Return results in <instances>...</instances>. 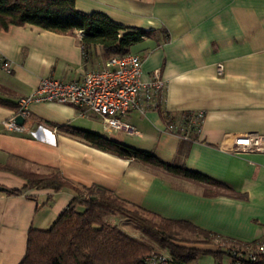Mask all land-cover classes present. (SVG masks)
<instances>
[{"label": "crops", "instance_id": "crops-1", "mask_svg": "<svg viewBox=\"0 0 264 264\" xmlns=\"http://www.w3.org/2000/svg\"><path fill=\"white\" fill-rule=\"evenodd\" d=\"M76 8L158 32L159 39H145L131 53L143 59L145 80L158 71L166 81L165 111L177 118L205 112L202 132L186 142L166 131L157 112H132L121 118L129 131L109 132L100 118L55 102L31 104L24 131H10L5 122L15 118L19 100L41 78L79 80L107 61L100 48L84 55L79 32L10 27L0 32V186L24 189L26 180L17 173L53 169L77 188L104 187L132 206L211 232L216 241L250 248L264 243V154L234 155L220 148L228 135L264 136V0H76ZM4 59L12 63L10 73ZM64 126L151 151L167 163L181 156L187 169L238 196L208 197L197 184L93 148ZM73 197L67 189L28 188L21 196L0 191V264H19L30 230L49 229ZM203 258L199 264H211ZM220 263L232 264L227 255L215 260Z\"/></svg>", "mask_w": 264, "mask_h": 264}, {"label": "trees", "instance_id": "trees-1", "mask_svg": "<svg viewBox=\"0 0 264 264\" xmlns=\"http://www.w3.org/2000/svg\"><path fill=\"white\" fill-rule=\"evenodd\" d=\"M26 25L64 35L81 32L84 55L100 48L106 60L130 54L132 47L145 39H159L158 32L118 24L102 13H83L76 8V0H0V32ZM160 114L165 123L181 120V115L177 118L167 111ZM61 129L100 151L197 184L208 197L238 196L223 183L187 169L181 156L167 163L151 151L130 147L96 132L69 126ZM17 174L26 180V186L5 188L4 192L10 196H21L28 188L55 192L67 189L74 194L49 229L30 230L26 255L19 264H146L154 253L167 254L170 264H199L202 257L212 256L220 261L227 255L216 244L217 235L189 222L165 219L132 206L104 187L77 188L53 169L43 174ZM118 215L136 222L143 237L131 235L109 222ZM185 234L201 238L193 242L208 248L188 246L185 243L190 239Z\"/></svg>", "mask_w": 264, "mask_h": 264}, {"label": "built area", "instance_id": "built-area-1", "mask_svg": "<svg viewBox=\"0 0 264 264\" xmlns=\"http://www.w3.org/2000/svg\"><path fill=\"white\" fill-rule=\"evenodd\" d=\"M80 37L81 32L78 33ZM2 67L11 72L12 63L2 61ZM222 70V66L219 67ZM167 83L160 73L154 72L148 80L143 78V59L130 53L114 56L97 70L87 72L81 79L65 81L51 77L41 78L37 88L28 96L19 100L17 116L25 119L30 116L29 107L33 103L55 102L72 105L82 115L100 118L105 128L129 131L125 118L132 112L145 115L148 112L165 111ZM206 114L203 111L184 112L180 121L165 123L166 131L191 142L202 132ZM15 118L5 122V126L14 132L24 131ZM220 148L234 155L243 153L264 154V136L250 133L246 135H228ZM218 247L227 253L232 264H264V243L254 248L234 247L217 241ZM146 264H170L168 256L154 253L146 259Z\"/></svg>", "mask_w": 264, "mask_h": 264}, {"label": "rangeland", "instance_id": "rangeland-1", "mask_svg": "<svg viewBox=\"0 0 264 264\" xmlns=\"http://www.w3.org/2000/svg\"><path fill=\"white\" fill-rule=\"evenodd\" d=\"M109 222L114 223V224H117L123 230H126L125 232H127V233H129L131 235H135L137 237L142 236V234L140 232H136L135 231V230H138V227H137L138 224L136 222L132 221L131 219H128L126 217H123V216H119L118 215L115 218L114 217L113 218H110L109 219ZM185 236H187L190 239V242L185 243L188 246H195V247H200V248H203V249L208 248V246H206L204 244H199V243L193 242V241H199L201 238H198V237H195V236H192V235H189V234H185ZM216 244H218L217 241H216ZM212 248H215V247L213 246ZM163 254H165V253H163ZM165 255L167 256V254H165ZM215 260L216 259L214 257L207 256V257H204L202 259V262H205V263L208 262V263H211V264H215Z\"/></svg>", "mask_w": 264, "mask_h": 264}, {"label": "water", "instance_id": "water-1", "mask_svg": "<svg viewBox=\"0 0 264 264\" xmlns=\"http://www.w3.org/2000/svg\"><path fill=\"white\" fill-rule=\"evenodd\" d=\"M15 122H16L17 125H19V126H23V124H24V122H25V118L22 117V116H17V117L15 118ZM0 191H6V189L3 188V187H0Z\"/></svg>", "mask_w": 264, "mask_h": 264}]
</instances>
